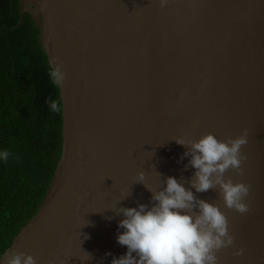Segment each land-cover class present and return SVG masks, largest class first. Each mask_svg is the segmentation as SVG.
I'll list each match as a JSON object with an SVG mask.
<instances>
[{
  "label": "water",
  "instance_id": "obj_1",
  "mask_svg": "<svg viewBox=\"0 0 264 264\" xmlns=\"http://www.w3.org/2000/svg\"><path fill=\"white\" fill-rule=\"evenodd\" d=\"M18 3V24L29 13L48 63L65 72L61 153L37 211L0 257L22 251L37 264H110L126 246L116 241L121 216L108 207L151 206L146 186L191 178L175 139L247 129L243 174L225 176L250 185L249 211L226 208L218 189L193 191L228 219L234 245L217 252L219 264H264V0Z\"/></svg>",
  "mask_w": 264,
  "mask_h": 264
},
{
  "label": "clouds",
  "instance_id": "obj_2",
  "mask_svg": "<svg viewBox=\"0 0 264 264\" xmlns=\"http://www.w3.org/2000/svg\"><path fill=\"white\" fill-rule=\"evenodd\" d=\"M165 2L161 0L162 4ZM49 63L50 82L59 86L65 79L63 66L55 60ZM46 103L50 112L60 113L59 99L49 97ZM175 142L186 148L181 159L188 157L185 168L194 169L191 178L178 180L169 175L164 178L163 187L156 191L145 185L152 193L151 206L138 203L135 207H108L121 216L117 227L122 231L117 233L116 241L126 246V251L113 256L110 264H219L217 252L233 247L234 236L224 212L217 204L196 196L193 190L201 193L218 189L226 208L241 214L249 211L246 197L250 185L225 176L229 169L237 175L243 174L246 156L241 148L248 143L247 129L234 138L219 139L209 132L195 140L177 138ZM10 159L20 163L19 155L0 148V163L7 164ZM137 175L135 182L143 183L144 172ZM127 195L129 189L119 200ZM244 251L243 247H236L233 254L241 256ZM87 254L90 260L91 254ZM0 264H37V261L31 254L13 251L7 257H0Z\"/></svg>",
  "mask_w": 264,
  "mask_h": 264
},
{
  "label": "trees",
  "instance_id": "obj_3",
  "mask_svg": "<svg viewBox=\"0 0 264 264\" xmlns=\"http://www.w3.org/2000/svg\"><path fill=\"white\" fill-rule=\"evenodd\" d=\"M18 0H0V148L20 156L0 163V256L46 194L61 153L59 99L49 63L29 13L21 22Z\"/></svg>",
  "mask_w": 264,
  "mask_h": 264
}]
</instances>
